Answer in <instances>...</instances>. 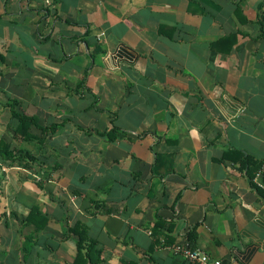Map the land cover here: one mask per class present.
I'll list each match as a JSON object with an SVG mask.
<instances>
[{
    "label": "crops",
    "instance_id": "crops-1",
    "mask_svg": "<svg viewBox=\"0 0 264 264\" xmlns=\"http://www.w3.org/2000/svg\"><path fill=\"white\" fill-rule=\"evenodd\" d=\"M0 140V264H264V0H0Z\"/></svg>",
    "mask_w": 264,
    "mask_h": 264
},
{
    "label": "trees",
    "instance_id": "trees-1",
    "mask_svg": "<svg viewBox=\"0 0 264 264\" xmlns=\"http://www.w3.org/2000/svg\"><path fill=\"white\" fill-rule=\"evenodd\" d=\"M83 79L79 82L80 87L83 86ZM17 101H10V110L11 115L17 119L18 123L15 129L16 134L20 135L22 138L31 140L33 137V134L29 131V128L31 125H35L40 128L42 133L51 132L56 130L57 125L53 124L50 126H43L39 123L37 120V117L34 115H29L24 112L18 111L16 106ZM38 140H42L41 138H38ZM0 153H4L8 158H12L13 152L12 149H10L9 145L0 140ZM246 161V160H244ZM33 211L35 209H32ZM70 230L78 236V252L79 254L82 253L83 250L86 252V256L90 259L92 263H95L99 260L100 250L97 248V243L94 239L90 238L87 234V231L84 226H82L79 223L74 224Z\"/></svg>",
    "mask_w": 264,
    "mask_h": 264
},
{
    "label": "built area",
    "instance_id": "built-area-1",
    "mask_svg": "<svg viewBox=\"0 0 264 264\" xmlns=\"http://www.w3.org/2000/svg\"><path fill=\"white\" fill-rule=\"evenodd\" d=\"M260 171H264V161L260 165ZM175 251L179 252L188 264H234L231 261L211 258L205 251L188 244H178L174 246Z\"/></svg>",
    "mask_w": 264,
    "mask_h": 264
}]
</instances>
